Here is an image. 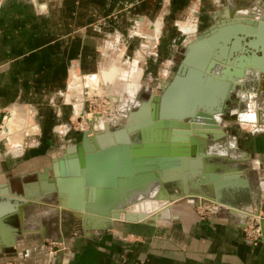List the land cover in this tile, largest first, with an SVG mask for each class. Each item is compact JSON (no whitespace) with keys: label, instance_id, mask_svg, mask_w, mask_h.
<instances>
[{"label":"crops","instance_id":"0c3cea01","mask_svg":"<svg viewBox=\"0 0 264 264\" xmlns=\"http://www.w3.org/2000/svg\"><path fill=\"white\" fill-rule=\"evenodd\" d=\"M239 11L243 10L230 1L224 4V0H171L166 8L162 0H0V108L29 105L33 108L31 117L41 120L38 132H61L58 125L67 123L73 106L71 95L66 93L69 75L101 71L105 57L117 49L122 54H147L146 69L154 70L162 62L170 64L180 46L187 47L216 22L225 20L226 14L228 20H237ZM187 17L194 25L182 26L184 33H178V23ZM159 28L160 56L151 57ZM133 84L132 91L124 95H136L139 81ZM259 84L264 89V80ZM105 127V131L110 129ZM51 138L39 139L37 146L43 151L59 147L61 152L48 159L34 158L32 180L27 179V170L14 178L22 183L36 181L37 172L79 144L74 133L66 141L53 142ZM251 138L256 142L249 150H242L246 156L231 159L238 157H230L229 151L241 149L228 148L222 142V150L214 152L221 156L204 149L207 158L201 164L221 181L227 175L244 174L248 185L237 186L236 191L249 200L245 206L233 209L217 202L218 212L206 217L198 216L193 205L176 206L165 221L112 219L110 226L100 231L78 225L76 217L61 213L59 206H41L45 218L26 227L24 217L15 245L6 250L13 257H0V264H264V225L260 224L262 238L258 243H248L243 233L256 221L257 210L264 217V133ZM27 153L22 155L24 160L31 157ZM14 178L4 177L10 183ZM136 196L139 198L133 204L138 213L144 197L138 192ZM109 208L104 212L115 210ZM9 219L7 224L14 227ZM50 241L58 243L53 253L48 248L53 245Z\"/></svg>","mask_w":264,"mask_h":264},{"label":"water","instance_id":"95a60500","mask_svg":"<svg viewBox=\"0 0 264 264\" xmlns=\"http://www.w3.org/2000/svg\"><path fill=\"white\" fill-rule=\"evenodd\" d=\"M235 23L247 25L236 26ZM237 38L242 41L240 43L255 40L256 46L249 48L250 53L264 56V25L239 19L231 21L226 14L225 20L216 22L187 45L177 72L164 84L161 95L151 96L150 108L146 104L148 101L142 103L143 109L147 110L142 117L131 119L138 115L134 113L138 112L139 106L137 111L127 116L119 129H108L96 134L95 138L85 133L81 143L67 148L61 158L52 161L50 167L37 172L36 181L23 183L21 192L13 191L10 182L0 187V200L10 198L19 206V209L0 217V255L15 245V238L21 233L19 228L7 224V220L18 215L20 222H23L25 208L30 205L59 206L62 213L74 215L85 229L93 231L106 228L89 224L90 218L98 215L128 223H154L155 219L146 213H135L134 204L126 205L123 209L127 211L124 212L123 209L113 210L112 214L104 212L109 206L123 200L129 191L151 181L160 182L165 195L168 185H176L179 190L176 194L181 197L175 203L202 197L238 209V205L234 204L236 187H246L247 179L244 174L239 175L242 179L238 175H227L221 181L218 175L208 174L207 166L203 167L199 162L205 156L198 150L197 130L175 129L168 141L159 140L153 133L156 126L168 128L171 121H189L198 113H226L232 96L249 79L234 90L227 82L210 81L207 73L212 60L216 58L219 43L225 44V55H231L232 58L239 55L241 46L235 45ZM224 59H217L215 71L224 69L225 64L231 65ZM261 76L264 78V74ZM252 77L258 80L262 78L259 75ZM224 134L226 138L227 134ZM208 140L215 142L212 135H209ZM113 147L122 150L106 151ZM187 175L192 177L191 181L199 182L200 186L187 191L184 187V184L187 185ZM29 188H33L34 192H29ZM146 201L158 204L157 209L169 204V200L158 199L140 203ZM255 216L261 217L260 210L256 211ZM260 224L264 225V219Z\"/></svg>","mask_w":264,"mask_h":264},{"label":"rangeland","instance_id":"374dc122","mask_svg":"<svg viewBox=\"0 0 264 264\" xmlns=\"http://www.w3.org/2000/svg\"><path fill=\"white\" fill-rule=\"evenodd\" d=\"M227 1L234 3L235 6H238L242 10L256 11L257 9L263 10L262 7H264V0H224V4ZM162 4L164 8L169 7L171 5V0H169V3L166 2V0H162ZM180 24L182 25L180 26ZM185 25L192 27L194 23L193 21H190L189 17H187L185 20H182L177 25L178 33H184L181 27L183 26V28H185ZM157 33L159 35L154 40L155 48L153 49V52L149 53V56L151 57L160 56L159 52L157 51L161 43L162 28H159ZM185 48L186 46H180L178 48L179 50H177V52L174 54V59H171L170 64L168 62L158 63L156 64L157 68L154 70L146 69L145 64L147 54H122L117 49V51H110L108 57H105L101 71L92 75H84L81 73L77 75H69V87L66 93L71 95L72 104L70 105H73L74 109L73 106H70L72 111L69 117L66 119L67 123L58 125L59 129H63L61 132L57 131L53 132V134L47 132L41 133V120L40 118L31 117L33 108L29 107V105H18L8 109L0 108V183L7 184V179H4V177L14 178L18 176L23 170H27V173H30L27 175V179L32 180L35 177V174L32 172V170L34 171L36 168V166H32L34 158L42 157L48 159L50 155L53 156L61 152L59 147H51L43 151L41 148H39V146H37L39 145V139L41 138L46 139L52 137L51 139H53V142L57 139L66 141L74 133L76 142L81 143L84 133L88 130L94 131L99 121H101L102 124L108 125V128L110 129L119 128V126L125 123L127 115H129L131 112L137 111L143 102L149 101L152 95H161V89L163 88L164 84L168 82L173 74L177 72L183 58V54L185 53ZM112 66L115 67L112 68ZM110 68L111 70H109ZM103 70L109 71L103 74L105 72ZM213 72L216 73L218 70H214ZM109 73L113 74V81L114 79L117 80L120 78L119 81H121L120 83L122 85H118L119 83L115 84V88H117V93L119 94H115L112 89L110 90L113 81L111 82L110 80H107L105 76ZM136 73L141 74L138 78L139 80L137 79V81H139V88L137 89L136 95L129 93L124 95L126 83L129 84V86L130 84L134 86V82L132 80L136 78ZM96 76H100L102 81L100 83L98 81V84L96 85L86 86L87 83L90 82L89 80ZM130 79L132 82H130ZM242 81H244V79L241 80V82ZM248 81L249 82L244 85L242 84L244 82L240 84L243 86L237 89V92L232 96L231 101L228 102V106L230 108L229 111L222 115V117L219 115L221 117V128H223L227 134V137L225 140L220 142H211V144L213 143L211 148H206V151L212 152V155L221 156L218 155L219 152L216 154L214 152L222 150V142L225 143L226 147L231 149L239 148L241 151L249 150L256 142L253 140L254 138H251V136L264 133V124H260L258 121L255 122V124H257L256 126H254V124L250 128H243L244 125L241 123L244 115L258 112L259 116H261L260 113H264V89H262L263 87L260 86L259 80L257 78L252 77L249 78ZM71 84H74V86H72L70 89ZM121 89H123V91H121ZM132 89L133 88L129 87V90H127L129 92L132 91ZM109 91H111V93ZM108 95H111V97ZM118 95L120 97L124 95V100H122V98L119 99V101L115 100V97H118ZM235 110H237V113H234ZM33 125L35 127H33ZM49 125H53V122ZM66 126L67 132H64ZM29 127L34 131H29ZM10 128H12V131H10ZM38 130L40 131L38 132ZM26 152L30 153L31 157L29 156L26 158V160H24L22 155ZM22 184L23 183L19 178H14L11 181L13 191L21 192ZM167 189L169 192L173 193H178L179 191L177 186L174 184L168 185ZM198 200L190 198L183 199L176 202L173 207H190L193 205L192 207L194 208L196 214H198L200 217H206L218 212V210L216 208L214 209V207L210 208L200 205ZM248 202L249 200L246 196L235 193L234 204L245 206V204ZM206 207L207 209H205ZM42 209L43 207L36 205H30L25 208L26 227H32L44 217L41 216V213H44ZM171 217L172 214L169 216L165 215L163 220L165 221ZM256 221L259 222V220ZM256 221H254L252 225L247 226L243 231L244 238L248 243L254 244L261 240L260 239L259 241L255 242V237L257 236L255 229L258 225ZM9 222L14 227H21L18 215L10 217ZM77 224L79 225L80 223L78 222ZM49 243H52L53 245L48 246V248L50 250L53 249V252H55L57 250L58 243L53 241H50ZM4 256L13 257V255L6 254V252L0 255V257ZM5 264L13 263L6 262Z\"/></svg>","mask_w":264,"mask_h":264},{"label":"bare ground","instance_id":"6f19581e","mask_svg":"<svg viewBox=\"0 0 264 264\" xmlns=\"http://www.w3.org/2000/svg\"><path fill=\"white\" fill-rule=\"evenodd\" d=\"M262 8H263V10L257 9L256 11H254V10L239 11L236 14L235 19H239L240 21H246V22H251V23L256 22V23H260V24L264 25V7H262ZM235 24H236V26L247 25L244 23H235ZM235 24H231V25H235ZM238 39L239 38H237V42L235 43V45L241 46V51H240L239 55L237 57H233V58L231 55H225L224 53H225L226 46H225V44L219 43L217 46V49H216V53H215L216 58H214L212 60L210 66L208 68V73H207L208 77L210 78V81L227 82L231 85V87L234 88V90L236 89V87L238 85L241 84V81L239 80V78L241 76H242V78L244 77L243 82H246L248 80V77L250 78L254 75L255 76L259 75L260 77H262L261 75L264 74V56H259L258 53H255V52L250 53L251 49H249V48H251V46H254L256 44L255 40L251 39L250 43H248L247 41L240 43L242 41L238 40ZM263 51H264V48H263ZM247 55H249V56H247ZM225 56H226V58H225ZM218 58H221V59L225 58L224 60L231 63V65L225 64L224 69H220V70H218V72L214 73L213 71H214L215 67L217 66V63H218L217 59ZM257 67H259V69H257ZM140 75H141L140 73H138V74L136 73V78L134 80L137 81V79L140 77ZM105 76H106L107 80H110L111 82L113 81V79H112L113 74L112 73L106 74ZM119 79H117V80L114 79L112 86L110 87V90L112 89L115 92V94L117 93V88H115V84L119 83L118 85H122L120 83L121 81H119ZM260 79H261L260 81L262 83L264 78L262 77ZM123 80H124V78H123ZM89 81L90 82H88L86 86L96 85V84H98V81L100 83L102 81V79H100V76H96ZM242 84H244V83H242ZM125 85H126V88H125L124 92L127 89L129 90V87L133 88V86L131 84H130V86L127 83ZM72 86H74V84L70 85V89L72 88ZM121 91H123V89H121ZM109 92L111 93V91H109ZM117 94H119V93H117ZM120 95H121V93H120ZM108 96L111 97V95H108ZM119 99H121V97L119 95H118V97H115V100L119 101ZM150 103H151L150 101H148L146 103L149 108L151 107ZM143 104L140 105V109L138 110V112L134 113V114H138V115H136L135 118H131V119H136V118H138L140 116L142 117L144 115V113L147 110L143 109V106H144ZM260 115L261 116H259L258 112L253 113V114L244 115V117L241 121V123L244 125L243 128L252 127V125H254L256 121H258V123H260V124H264V113L261 112ZM12 123H14V122H12ZM220 123H221V117L218 114L217 115H208L205 113H198L194 117H192L189 121H171L169 123L168 128H160L161 126H156L153 129V133H155V137H158L159 140H160V138H162V139H165L166 141H168L171 137V134L173 133V131L175 129L189 130L191 132H193L194 130H197L199 133V135H196V139L198 140V144H199L198 150H200L201 153H203V155H204L206 148L207 149L211 148V146L213 144V143L211 144V142L208 140L209 135H212L214 137L215 142H220L222 140H225V137H224L225 132H223L224 130H223V128H221ZM256 125L257 124H255L254 126H256ZM9 126H11V125H9ZM97 126H96L94 131H86L85 133H89L90 138H95L96 134L102 133L99 131H102V130L105 131L106 125L102 124L101 121H99ZM10 129H11L10 131H12V128H10ZM144 133H146V132H144ZM191 148L193 149V151L198 152L196 148H194V147H191ZM120 150H122V148L113 147L112 149H109L106 151L115 152V151H120ZM99 153L100 152H98V154ZM228 155H230V157H233L234 155H235L234 157H238V158H231L234 160H237V159L242 158L243 156H246V154L244 152L237 151V150H233V152H231V153L229 151ZM226 157H228V156H226ZM200 158H202V157H200ZM206 158L207 157H205V159ZM205 159L202 158V160L199 162L202 164L203 160H205ZM171 177H174V176H171ZM175 177H179V175H176ZM186 177H187V181H186L187 185L184 184V187L187 189V191H189V189L196 188L199 185V182L191 181L192 177L190 175H187ZM168 179H171V178H168ZM4 185H9V184L7 182V184H1L0 187H2ZM200 189H203V188H200ZM28 191L34 192V189L29 188ZM137 192L141 193V197H144L141 201L154 200V199L155 200L158 199V201H161V200L168 201L169 200L168 205H166L162 208H159V209H157L158 204L156 205L152 201H146V202L141 203V212L146 213V215L149 216L150 218H154L155 221L164 218L165 215H167V216L171 215L170 213L172 212L175 201L181 197L180 195H178L176 193L169 192V190L167 191V195H165L161 190V183L158 181H151L149 184H147L143 187L129 191V193H127L126 197L123 200L117 201L115 204L109 206L110 207L109 209L110 210L111 209L120 210V209H123L126 205H132L133 202H135V199L139 198L138 196H136ZM134 193H135V195H133ZM4 199L0 200V217L7 212H11V211H15V210L19 209V206L17 205V203L12 202L10 200V198H4ZM198 201H199L200 205H204V206H207L210 208L214 207V209L215 208L218 209L220 207V204L217 203L218 201H216V200H209V199L199 197ZM224 206H226V205H223V207ZM207 207L205 209H207ZM60 212H61V208H60ZM105 213L106 214H112L111 212H105ZM254 217L257 218V219L255 218L256 220H259V223L261 222L262 219H264V217H262V216L258 217V216L254 215ZM90 219L91 220L89 221V224H91L92 226H100L101 225V226H105V227H109L110 226L109 221L112 220L111 217L99 216V215L93 216V218H90Z\"/></svg>","mask_w":264,"mask_h":264},{"label":"built area","instance_id":"2783aa9c","mask_svg":"<svg viewBox=\"0 0 264 264\" xmlns=\"http://www.w3.org/2000/svg\"><path fill=\"white\" fill-rule=\"evenodd\" d=\"M166 2L169 3V0H166ZM89 131V130H88ZM258 223L256 230L257 236L255 237V242L259 241L262 238V232H261V227H260V223L258 221H256ZM252 225V224H250ZM253 229V227H252ZM51 253H53V249L50 250Z\"/></svg>","mask_w":264,"mask_h":264},{"label":"flooded vegetation","instance_id":"af4514ba","mask_svg":"<svg viewBox=\"0 0 264 264\" xmlns=\"http://www.w3.org/2000/svg\"><path fill=\"white\" fill-rule=\"evenodd\" d=\"M242 82H243V81H242ZM242 82H241V83H242ZM229 109H230V108H229V106H228V108H227L226 112H228V111H229ZM221 117H222V115H221Z\"/></svg>","mask_w":264,"mask_h":264}]
</instances>
